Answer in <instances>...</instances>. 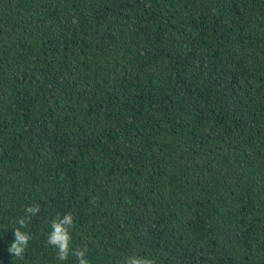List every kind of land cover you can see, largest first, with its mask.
Instances as JSON below:
<instances>
[{
    "label": "trees",
    "instance_id": "1",
    "mask_svg": "<svg viewBox=\"0 0 264 264\" xmlns=\"http://www.w3.org/2000/svg\"><path fill=\"white\" fill-rule=\"evenodd\" d=\"M66 213L90 264H264V0H0V264H77Z\"/></svg>",
    "mask_w": 264,
    "mask_h": 264
},
{
    "label": "clouds",
    "instance_id": "2",
    "mask_svg": "<svg viewBox=\"0 0 264 264\" xmlns=\"http://www.w3.org/2000/svg\"><path fill=\"white\" fill-rule=\"evenodd\" d=\"M39 212V204L27 206L24 217H21L17 221L18 227L13 230L15 239L9 247V253L14 257L23 256L32 236L27 231H22V229H27L31 219L37 216ZM73 227L74 217L71 213L64 214L62 218L57 216L51 223V231L47 237V244L57 250L56 257L60 262L67 261L71 255L75 257L77 264H90L86 255L87 248L73 250L71 247V232ZM123 264H156V260L147 256L132 255L127 257Z\"/></svg>",
    "mask_w": 264,
    "mask_h": 264
}]
</instances>
